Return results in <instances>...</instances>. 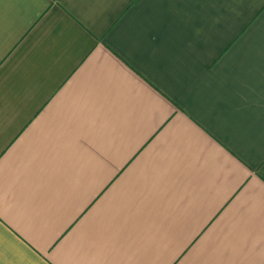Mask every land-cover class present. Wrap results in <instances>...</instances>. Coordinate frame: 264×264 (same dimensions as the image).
<instances>
[{
	"label": "crops",
	"instance_id": "1",
	"mask_svg": "<svg viewBox=\"0 0 264 264\" xmlns=\"http://www.w3.org/2000/svg\"><path fill=\"white\" fill-rule=\"evenodd\" d=\"M0 264H264V0H0Z\"/></svg>",
	"mask_w": 264,
	"mask_h": 264
}]
</instances>
